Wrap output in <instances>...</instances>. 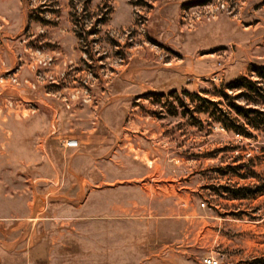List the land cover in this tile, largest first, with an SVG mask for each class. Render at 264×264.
Returning a JSON list of instances; mask_svg holds the SVG:
<instances>
[{"label": "rangeland", "instance_id": "1", "mask_svg": "<svg viewBox=\"0 0 264 264\" xmlns=\"http://www.w3.org/2000/svg\"><path fill=\"white\" fill-rule=\"evenodd\" d=\"M262 66L264 0H0V264H264V128L195 98Z\"/></svg>", "mask_w": 264, "mask_h": 264}, {"label": "trees", "instance_id": "2", "mask_svg": "<svg viewBox=\"0 0 264 264\" xmlns=\"http://www.w3.org/2000/svg\"><path fill=\"white\" fill-rule=\"evenodd\" d=\"M256 80L239 77L229 83L219 92L220 101H211L207 98L195 95L198 102L197 112L206 115L207 118L217 123L227 132L245 138L253 137L251 131H260L264 128V112L256 107L264 104V66L255 67ZM238 92L231 96L228 92ZM242 100L244 105L237 103ZM251 105V107H250ZM264 188L240 187L231 190L232 199H247L259 193Z\"/></svg>", "mask_w": 264, "mask_h": 264}, {"label": "built area", "instance_id": "3", "mask_svg": "<svg viewBox=\"0 0 264 264\" xmlns=\"http://www.w3.org/2000/svg\"><path fill=\"white\" fill-rule=\"evenodd\" d=\"M65 148L74 149L77 148V142L70 140L65 143ZM203 264H218V261L214 257H207L203 259Z\"/></svg>", "mask_w": 264, "mask_h": 264}, {"label": "bare ground", "instance_id": "4", "mask_svg": "<svg viewBox=\"0 0 264 264\" xmlns=\"http://www.w3.org/2000/svg\"><path fill=\"white\" fill-rule=\"evenodd\" d=\"M77 147H78V144H77Z\"/></svg>", "mask_w": 264, "mask_h": 264}]
</instances>
